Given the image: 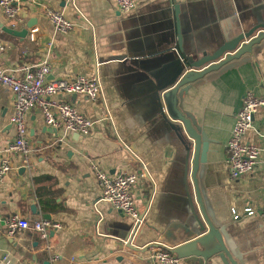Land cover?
I'll use <instances>...</instances> for the list:
<instances>
[{"label":"crops","instance_id":"1","mask_svg":"<svg viewBox=\"0 0 264 264\" xmlns=\"http://www.w3.org/2000/svg\"><path fill=\"white\" fill-rule=\"evenodd\" d=\"M19 3L18 20H6L0 10V37L6 45L0 67L20 77L25 67L46 61L48 79L97 77L102 95L96 100L55 95L93 121L88 136L50 127L38 108L30 110L26 128L32 152L24 168L17 153L4 151L15 136L13 94L0 83V157L7 155L12 165L0 180L1 251L16 264H67L72 256L84 264H157L152 255L159 248L178 257L175 249L200 235L189 200L191 192L195 197L192 179L185 176L190 138L160 95L185 58L198 61L254 28L253 35L264 30V0H136L129 12H120L114 0ZM48 8L61 10L78 25L66 34L57 32L45 16ZM81 17L86 23L80 24ZM24 29L22 36L8 32ZM246 91L264 96V43L249 60L190 88L178 110L191 115L209 138L206 161L196 171L206 206L218 219L231 220L227 230L244 264H264L259 216L264 207V108L243 138L261 148L255 168L232 179L226 164V144ZM93 163L111 174L143 175L132 190L143 216L135 233L130 216L100 199ZM247 206L255 214H244ZM232 209L241 217L235 220ZM13 213L31 220L45 217L61 229L47 240L30 229L9 236L6 219ZM180 259V264H198ZM202 264L222 263L212 257Z\"/></svg>","mask_w":264,"mask_h":264},{"label":"built area","instance_id":"2","mask_svg":"<svg viewBox=\"0 0 264 264\" xmlns=\"http://www.w3.org/2000/svg\"><path fill=\"white\" fill-rule=\"evenodd\" d=\"M116 8L120 12H129L136 7V0H114ZM0 10L6 20H18L21 8L19 0H0ZM46 18L51 22L57 32L66 34L70 32L78 22L65 16L61 10L46 9ZM86 23L84 17L80 18V24ZM6 48L5 42L0 37V52ZM50 67L46 61L36 64L33 68L25 67L24 74L17 76L12 69L0 67V83L7 86L13 94L12 113L10 123L14 128L15 136L5 148V152L17 153L21 158V166H30L32 147L28 141L26 117L27 113L38 108L44 118L45 124L61 128L65 133H77L88 136L92 131L93 121L82 114L72 104L55 98L58 93L67 95L83 94L91 100H96L102 95V84L97 77L75 75L70 79H48ZM259 108H264V96L254 95L246 91L242 96V104L238 110L229 139L226 144V164L230 178H238L251 172L258 163L261 148L252 142L244 141V135L252 126L255 113ZM12 168L7 155L0 157V180ZM92 172L100 190V199L108 202L114 209L133 219L132 232H136L143 224V216L138 212L133 199V187L143 177L134 171L119 170L115 174L109 173L98 164L93 163ZM250 216L255 214L251 206L243 210ZM234 219L241 214L231 210ZM264 226V207L259 213ZM6 231L13 236L16 231L30 229L47 240L51 232L61 229V224L48 218L28 219L13 213L6 219ZM157 264H180L181 259L171 253L169 249L159 248L152 255ZM55 258H52V260ZM0 264H16V259L8 253L1 251ZM36 264V263H25ZM67 264H84L76 256L69 258Z\"/></svg>","mask_w":264,"mask_h":264},{"label":"water","instance_id":"3","mask_svg":"<svg viewBox=\"0 0 264 264\" xmlns=\"http://www.w3.org/2000/svg\"><path fill=\"white\" fill-rule=\"evenodd\" d=\"M256 29L258 28L236 37L231 43L198 61L185 58L183 64L178 67L171 81L160 95V102L165 104L170 116L182 124L190 138L185 144V176L190 175L192 179L195 197L191 192L189 200L200 235L177 247L175 252L179 258H189L198 264H202L212 257L219 258L222 264H244V262L227 230L231 220L218 219L208 208V205L206 206L208 203L203 184L197 178L198 165L206 161L205 153L208 149L209 138L204 132L199 131V126L192 116H187L185 113L182 115L178 107L182 108L183 95H186L190 88H197L210 82L223 71L232 68V65L249 60L250 55L255 53L256 49L264 43V30L253 35ZM8 32H13L19 36L27 34L26 29L21 31L8 30ZM256 45L259 47L256 48ZM222 56L224 58L215 63ZM176 98H178V103H176Z\"/></svg>","mask_w":264,"mask_h":264}]
</instances>
